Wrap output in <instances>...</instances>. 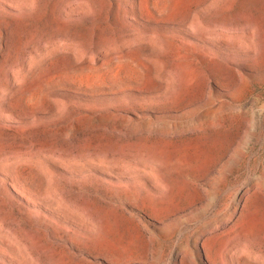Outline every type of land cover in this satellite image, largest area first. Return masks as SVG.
I'll return each mask as SVG.
<instances>
[{
    "label": "rangeland",
    "instance_id": "1",
    "mask_svg": "<svg viewBox=\"0 0 264 264\" xmlns=\"http://www.w3.org/2000/svg\"><path fill=\"white\" fill-rule=\"evenodd\" d=\"M0 264H264V0H0Z\"/></svg>",
    "mask_w": 264,
    "mask_h": 264
},
{
    "label": "bare ground",
    "instance_id": "2",
    "mask_svg": "<svg viewBox=\"0 0 264 264\" xmlns=\"http://www.w3.org/2000/svg\"><path fill=\"white\" fill-rule=\"evenodd\" d=\"M236 263V262H235Z\"/></svg>",
    "mask_w": 264,
    "mask_h": 264
}]
</instances>
